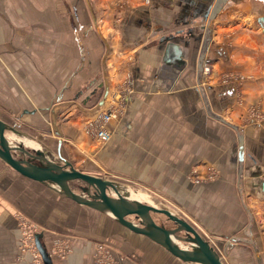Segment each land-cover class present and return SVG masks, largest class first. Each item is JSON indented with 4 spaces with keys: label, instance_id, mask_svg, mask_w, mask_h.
Listing matches in <instances>:
<instances>
[{
    "label": "crops",
    "instance_id": "obj_1",
    "mask_svg": "<svg viewBox=\"0 0 264 264\" xmlns=\"http://www.w3.org/2000/svg\"><path fill=\"white\" fill-rule=\"evenodd\" d=\"M87 2L0 0V117L13 128L8 138L36 143L20 144L41 150L43 162L141 174V188L194 206L229 245H255L262 264L264 234L254 233V220L264 218V118L240 124L248 109L264 117V0ZM111 105L119 109L112 137L99 144L85 125ZM212 167L218 176L195 183L194 172ZM22 218L35 248H21ZM35 234L53 264H94L99 242L131 264L193 263L0 157V264H45Z\"/></svg>",
    "mask_w": 264,
    "mask_h": 264
},
{
    "label": "water",
    "instance_id": "obj_2",
    "mask_svg": "<svg viewBox=\"0 0 264 264\" xmlns=\"http://www.w3.org/2000/svg\"><path fill=\"white\" fill-rule=\"evenodd\" d=\"M11 127L0 117V157L20 173L35 180L53 183L61 192L79 203L110 211L119 222L149 236L186 262L226 264L218 249L186 218L168 208L133 199L128 193H122L114 180L83 171L73 166L71 162H43L41 150L32 153L22 144H11L7 136V131L13 130ZM17 150L29 154V157L18 158L15 154ZM36 159H40V163L35 162ZM73 180H81L85 183L82 186V193L73 189L70 184ZM262 187L264 188V181ZM110 189H113L115 194H112ZM155 213L167 215L175 222V226L168 227L159 223L155 219ZM133 215L138 221L131 218ZM182 231L186 234H180ZM179 240L189 242V245L184 246L178 242ZM35 242L45 264H53L51 255L39 234H35Z\"/></svg>",
    "mask_w": 264,
    "mask_h": 264
},
{
    "label": "rangeland",
    "instance_id": "obj_3",
    "mask_svg": "<svg viewBox=\"0 0 264 264\" xmlns=\"http://www.w3.org/2000/svg\"><path fill=\"white\" fill-rule=\"evenodd\" d=\"M84 1H85V4L88 6L89 2L86 3L87 0H84ZM208 59H209V61L207 62L208 65H205V63ZM207 67H208V69H206ZM204 69H206L208 71L206 72ZM203 71H204L205 75L212 74L213 59L210 55H207L204 58ZM229 77L230 76L225 77L224 79H228ZM259 112L260 111L259 110L257 111V109L256 110L255 109H248L241 116V121H244L245 124H240V127L245 126L244 128H246V126L249 125L250 117H252V116H256L257 119H259L260 116H262V118H264L263 114L261 112L260 113ZM226 119L229 120V116H227ZM240 131H242V130L240 129ZM12 135H14V134H11V136ZM16 136H18V135H16ZM19 138H20V136H19ZM31 138H33V136ZM20 140H21L20 142L27 144L29 146L37 145L36 143H34L33 141H30V140H28V141L22 140V138ZM108 141H106V142H108ZM15 142H17V141H15ZM97 142H99V144H105L106 143V142H102L99 140H97ZM87 167L90 169L95 168V167H91V166H87ZM212 168H214V167H212ZM210 169H209L208 173L204 174V175L194 172L193 173L194 174L193 179L195 180V183L202 182L203 180H211V179H214L216 176H218V172L215 168L211 169V170ZM93 174H95V173H93ZM97 175H102V177L114 180L119 185L121 192L122 193H125V192L128 193V195H130L131 198H133V199L142 200L144 202H148V203L154 204L156 206L168 208L171 211H173L174 213L186 218L189 222H191V224H193L196 227V229L201 234H203V236H205L207 239H209L211 241V243L218 249V251L221 253L223 260L226 264H252L250 262V260H254V264H255L256 251L254 252V249L255 250L257 249V247L255 245L253 247V245L246 244V242L243 240L240 242H237L235 246L229 245L227 243V238H225V236L223 234V230L220 231L218 229L210 228L211 226L208 225L209 224L208 221L205 219H204V221L202 220V218L200 217L201 214H200L199 210H197L194 206H193V208H190V205L184 206L189 211L185 210L179 204L171 203L169 199L168 200L164 199V198L160 199V197L157 196V193L155 190L141 188V174H129V173L128 174H112V173L103 172V174H97ZM70 184L73 187V189H75V191H77L79 193L83 192L82 186L85 185V183L83 181L73 180V181H71ZM110 191L112 192V194H115L113 189H110ZM154 216H155V219L159 223L165 224L168 227L175 226V222L173 220H171L170 218H168V216L163 214V213H155ZM205 216H207V212H206ZM131 218L135 219V221H138V218H135L134 215L131 216ZM261 218L259 217L258 219H256V221L254 220V227H255L254 233L257 235H260V236H261V234H264V218H263V215H261ZM27 221L30 224V222H29L30 220H27ZM27 221L24 220V218H22L20 221L22 229H23L22 230L23 231V237L21 239V248L22 249H25V246L26 247L29 246L30 242H32V233L27 231L28 225H29L27 223ZM211 223H213L212 220H211ZM34 229L36 230V226L34 227ZM249 230H250V226H248V233H249ZM180 234L185 235L186 232L182 231ZM33 240H34V233H33ZM179 242L183 243L184 246L189 245V242L187 243L186 241H183V240H179ZM105 250H108L110 253L105 252ZM114 254H117V253L114 251L113 246H111L108 243L99 242L97 244L95 252H94L93 263L94 264H100L99 260H101V259L106 260V259L112 258L114 261L117 262V264H131L125 260L124 256H122V255L114 256ZM258 254H259V255H257L258 257H261L262 259H264V252L259 251ZM190 264H201V263L193 262ZM256 264H260V263H256ZM262 264H264V262Z\"/></svg>",
    "mask_w": 264,
    "mask_h": 264
},
{
    "label": "built area",
    "instance_id": "obj_4",
    "mask_svg": "<svg viewBox=\"0 0 264 264\" xmlns=\"http://www.w3.org/2000/svg\"><path fill=\"white\" fill-rule=\"evenodd\" d=\"M206 61L205 65H208ZM204 65V66H205ZM208 69V67L206 68ZM204 69L206 72L208 70ZM119 109L116 106L111 105L108 109L103 110L100 114L97 116L88 119L85 125V131L93 135V137L96 140L106 142L111 139L112 137V131L109 127V123L111 120L118 116ZM32 233V232H31ZM30 233V234H31ZM34 240H33V233H32V242H30V245L27 246L28 248H35L34 247ZM105 252L110 253L108 250H105ZM35 254L37 255L38 252L35 251ZM106 254V253H105ZM113 255V254H112ZM102 260V261H101ZM99 260L100 264H117L116 261H114L112 258L103 260Z\"/></svg>",
    "mask_w": 264,
    "mask_h": 264
},
{
    "label": "bare ground",
    "instance_id": "obj_5",
    "mask_svg": "<svg viewBox=\"0 0 264 264\" xmlns=\"http://www.w3.org/2000/svg\"><path fill=\"white\" fill-rule=\"evenodd\" d=\"M12 136H14V137H17L18 139H21V138H19L18 136H16L15 134L14 135H12ZM10 140V139H9ZM10 142H11V144H19V143H22V142H20V140L19 141H17V142H15V141H11L10 140ZM22 144H24V143H22ZM33 146H35V145H33ZM179 242V241H178ZM180 243V242H179ZM180 244H182L183 245V243H180Z\"/></svg>",
    "mask_w": 264,
    "mask_h": 264
},
{
    "label": "flooded vegetation",
    "instance_id": "obj_6",
    "mask_svg": "<svg viewBox=\"0 0 264 264\" xmlns=\"http://www.w3.org/2000/svg\"><path fill=\"white\" fill-rule=\"evenodd\" d=\"M11 140H13V141H19L20 139H18L17 137L12 136V139Z\"/></svg>",
    "mask_w": 264,
    "mask_h": 264
}]
</instances>
